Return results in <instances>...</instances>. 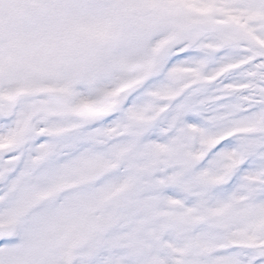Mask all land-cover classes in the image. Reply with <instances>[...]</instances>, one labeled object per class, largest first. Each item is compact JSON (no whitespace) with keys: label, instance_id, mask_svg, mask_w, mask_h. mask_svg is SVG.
Listing matches in <instances>:
<instances>
[{"label":"snow or ice","instance_id":"obj_1","mask_svg":"<svg viewBox=\"0 0 264 264\" xmlns=\"http://www.w3.org/2000/svg\"><path fill=\"white\" fill-rule=\"evenodd\" d=\"M0 264H264V0H0Z\"/></svg>","mask_w":264,"mask_h":264}]
</instances>
